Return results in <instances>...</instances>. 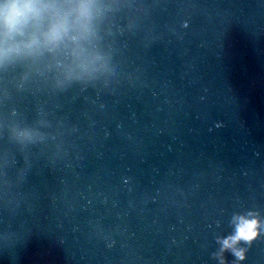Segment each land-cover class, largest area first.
<instances>
[{
	"label": "water",
	"instance_id": "95a60500",
	"mask_svg": "<svg viewBox=\"0 0 264 264\" xmlns=\"http://www.w3.org/2000/svg\"><path fill=\"white\" fill-rule=\"evenodd\" d=\"M96 5L93 70L0 62V264H221L264 221V0Z\"/></svg>",
	"mask_w": 264,
	"mask_h": 264
},
{
	"label": "clouds",
	"instance_id": "9594fccd",
	"mask_svg": "<svg viewBox=\"0 0 264 264\" xmlns=\"http://www.w3.org/2000/svg\"><path fill=\"white\" fill-rule=\"evenodd\" d=\"M96 11V0H0V62L63 47L71 56L66 75L93 70L98 53L89 41ZM231 223L234 232L218 238L221 264L226 250L245 260L247 249L238 247L240 242L250 246L264 232V221L252 212L235 214Z\"/></svg>",
	"mask_w": 264,
	"mask_h": 264
}]
</instances>
